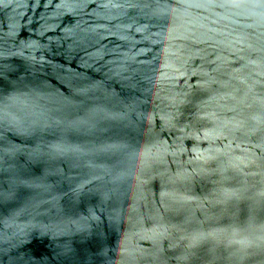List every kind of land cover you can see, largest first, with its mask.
Here are the masks:
<instances>
[{
    "label": "water",
    "instance_id": "obj_1",
    "mask_svg": "<svg viewBox=\"0 0 264 264\" xmlns=\"http://www.w3.org/2000/svg\"><path fill=\"white\" fill-rule=\"evenodd\" d=\"M42 10L28 7L19 18L18 38L39 49L27 79L13 83L20 60L0 61V264H87L89 253L95 264H230V255L264 246V169L237 165L216 202L212 183H192L171 162L145 167L154 156L148 143L124 142L115 131L123 113L101 70L110 57L100 49L85 68L78 43L62 38L60 28L44 30ZM10 16L0 10V37L13 23ZM113 41L120 43L115 36L101 43ZM160 47L153 44L139 59L150 61ZM85 77L93 87L77 95L72 88ZM233 86L238 90L228 107L264 125V100L238 81ZM205 147L201 143L200 150ZM93 162L114 170L113 231L104 256L99 246L78 243L99 204L79 188L89 186ZM103 219L107 226L108 217Z\"/></svg>",
    "mask_w": 264,
    "mask_h": 264
},
{
    "label": "clouds",
    "instance_id": "obj_2",
    "mask_svg": "<svg viewBox=\"0 0 264 264\" xmlns=\"http://www.w3.org/2000/svg\"><path fill=\"white\" fill-rule=\"evenodd\" d=\"M28 7L33 12L42 7L39 16L45 31L60 28L62 38L78 43L85 68L92 67L89 60L96 62L100 49L110 57L101 70L109 97L123 113L115 131L124 142L148 143L154 156L145 167L171 162L192 183H212L216 202L237 165L264 169V125L243 109L235 112L228 107L231 93L238 90L233 81L264 100V0H43L42 4L31 0L30 5L28 0H0V10L11 13L13 20L0 37V61H21L13 83H23L39 63L37 45L17 36L19 18ZM107 36L120 43L102 44ZM153 44L161 47L152 59H139L152 51ZM192 77L197 78L195 83H189ZM92 87L85 77L72 91L80 95ZM230 111L235 114L226 118ZM185 141H192V147ZM201 143L207 145L203 151ZM113 171L93 162L89 186H79L82 195L98 198L99 204L78 243L99 246L100 256L106 254L113 231L109 212ZM104 217L109 219L107 226ZM226 259L230 264H264V246ZM87 264H95L93 253Z\"/></svg>",
    "mask_w": 264,
    "mask_h": 264
}]
</instances>
